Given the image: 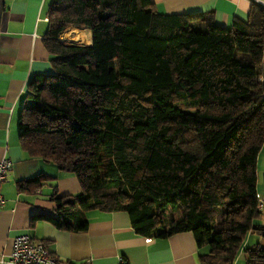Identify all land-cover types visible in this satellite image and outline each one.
<instances>
[{
	"label": "trees",
	"instance_id": "trees-1",
	"mask_svg": "<svg viewBox=\"0 0 264 264\" xmlns=\"http://www.w3.org/2000/svg\"><path fill=\"white\" fill-rule=\"evenodd\" d=\"M68 26L90 29L92 43L59 41ZM46 46L55 72L32 78L19 141L82 192L53 194L58 215L33 220L84 232L87 211H124L149 238L192 232L208 249L200 264L240 253L264 264V243L245 244L264 238V5L222 27L212 13H160L151 0H52Z\"/></svg>",
	"mask_w": 264,
	"mask_h": 264
},
{
	"label": "crops",
	"instance_id": "crops-1",
	"mask_svg": "<svg viewBox=\"0 0 264 264\" xmlns=\"http://www.w3.org/2000/svg\"><path fill=\"white\" fill-rule=\"evenodd\" d=\"M51 1L0 0V160L10 158L14 162L2 185L6 202L0 211V264H13L4 259L13 250L14 238L24 233L44 241L59 259L72 263L90 260L89 264H119V257H123L133 264H200L201 255L208 249L198 246L192 232L149 238L136 233L124 211H87L89 225L84 232L59 229L41 217L33 220L39 215H58L53 194L82 192L74 174L30 156L19 141V114L32 78L55 72L53 55L46 46ZM151 1L157 12L165 14L212 13L215 23L222 27L232 26L235 19L248 21L252 5H264V0ZM67 28L58 36L59 41L92 43L90 29ZM65 33L67 37H63ZM40 175L44 176L40 183L21 187ZM258 193L264 196V146L258 156ZM256 224H264V216ZM257 242L263 244L264 238L252 233L245 244ZM241 262L246 264L243 253L235 264Z\"/></svg>",
	"mask_w": 264,
	"mask_h": 264
},
{
	"label": "built area",
	"instance_id": "built-area-1",
	"mask_svg": "<svg viewBox=\"0 0 264 264\" xmlns=\"http://www.w3.org/2000/svg\"><path fill=\"white\" fill-rule=\"evenodd\" d=\"M14 162L10 158L0 160V211L5 205L6 199L2 191V185L7 180L9 171L12 169ZM258 209L264 208V196L257 194ZM8 261L13 264H89L90 260L72 263L59 259L41 240L31 237L24 233L14 238L13 250L9 255ZM119 264H133L123 257H119Z\"/></svg>",
	"mask_w": 264,
	"mask_h": 264
},
{
	"label": "rangeland",
	"instance_id": "rangeland-1",
	"mask_svg": "<svg viewBox=\"0 0 264 264\" xmlns=\"http://www.w3.org/2000/svg\"><path fill=\"white\" fill-rule=\"evenodd\" d=\"M255 235H257V234H255ZM259 236V235H258ZM240 264H243V262H241Z\"/></svg>",
	"mask_w": 264,
	"mask_h": 264
}]
</instances>
